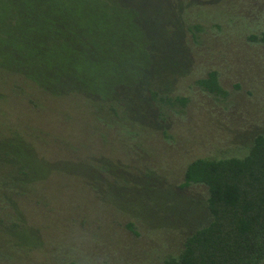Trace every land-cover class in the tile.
I'll use <instances>...</instances> for the list:
<instances>
[{
	"label": "rangeland",
	"instance_id": "obj_1",
	"mask_svg": "<svg viewBox=\"0 0 264 264\" xmlns=\"http://www.w3.org/2000/svg\"><path fill=\"white\" fill-rule=\"evenodd\" d=\"M129 1L31 2L33 19L23 24L54 27L56 20H69L80 11L82 31H72L76 24H60L68 42L76 39L79 46H63L67 52L59 68L67 77L53 73L52 81L58 82L38 85L22 71L0 68V139L12 138L7 149L17 147L22 158L29 156L31 173L38 175L19 197V209L12 211L26 226L11 230L8 245L0 249V264H63L62 246L76 233L94 235L93 251L107 253L112 264H163L208 217L207 187L180 188L187 165L198 157L244 156L256 130L264 128H256L264 121V43L248 40L264 31V0H255L260 2L257 14L242 4L260 24H235L226 17L231 15L229 2L207 9L201 17L204 44L189 39L190 71H184L188 63L182 60L185 65L179 67L157 63L137 77L129 75L126 64L114 68L112 61L134 57L137 49L128 40L120 49L97 46L114 31L125 39L122 24H135L130 20L133 13L145 26L154 18H169L175 1L134 0L135 5H127ZM63 4L79 9L60 8ZM220 11L222 16L216 17ZM167 25L175 28L176 36L166 45V60L180 55L175 40L184 31V24ZM84 34L87 40L81 38ZM87 59L102 62L109 71L97 83L90 82L91 90L78 83V75H69L72 63ZM212 69L219 70L228 97L213 96L195 84ZM144 77L154 78L162 90L180 79L171 93L187 96L188 105L165 107L167 116L153 112L148 89L139 83ZM109 105L119 107L127 118L105 117ZM1 157L8 158L7 153ZM11 166L0 168V177L16 176L21 165ZM113 173L121 176L116 179ZM23 185L17 187L22 190ZM3 240L0 236V244Z\"/></svg>",
	"mask_w": 264,
	"mask_h": 264
},
{
	"label": "trees",
	"instance_id": "obj_2",
	"mask_svg": "<svg viewBox=\"0 0 264 264\" xmlns=\"http://www.w3.org/2000/svg\"><path fill=\"white\" fill-rule=\"evenodd\" d=\"M174 1V12L169 18H154L152 25L145 26L133 13L130 20L135 24H122L121 34H126L125 39L120 37V31H114L108 38L102 34L106 39L101 44L92 43L98 45L97 48L114 46L120 49L128 40L127 42L137 49L134 57L121 63L118 62L121 58L117 57L112 61L114 68L126 64L124 69L131 70L129 75L137 77L139 72L149 71L157 63L179 67L184 64L182 60L187 61L189 66L184 64V71H190L192 50L189 39L198 44L203 41L204 44L202 35L205 32V23L201 17L205 18L204 12L211 7L220 9L222 4L224 7V3L229 2L231 8L228 11H231V15L226 17H232L235 24H241L240 20L260 24L257 16L255 18L242 9L244 4L250 7L249 12L257 14L259 11L254 10L260 6V2L255 0ZM31 2L32 0H0V68H6L14 73L22 71L25 79H32L38 85L58 82L52 81L53 73H57L62 79L67 77L59 68L60 64L64 65L63 54L67 52L62 49L63 46H79L76 39L68 42V34L60 24H76L72 31L75 32L76 29L82 31L81 12L76 11V14L73 12L69 20L62 21H57V15H54L53 21L56 20L54 27H44L37 23L23 24L22 21L33 19ZM130 4L135 5L134 0L127 3ZM71 7L72 10L79 9L77 4L75 7L73 4L69 7L64 4L60 6L70 10ZM212 12L217 13L216 10ZM218 13L220 15L216 17L222 16L221 11ZM179 23L184 24L181 37L175 40L180 55L166 60V45L176 36L175 28L167 24ZM81 38L87 40L89 36L84 34ZM81 38L79 41L85 44ZM248 40L264 43V31L249 35ZM136 54L142 57H137ZM72 64L70 68L67 67L69 75H78V83L88 84V90H91V81L97 83L100 77L109 74L108 70L102 68L100 61L76 60V63ZM31 71H37V74L28 73ZM219 75V70H209L205 77L196 79L195 84L213 96L226 98L229 91L221 84ZM143 81L139 83L148 89L147 94L153 104V112L159 111L160 116L169 115L165 107L185 108L190 101L187 96L171 93L180 79L167 90L157 88L154 85V78L144 77ZM15 84L19 89L20 83ZM24 92L27 93L25 90ZM117 99L120 100L119 97ZM122 109L126 111V105ZM105 112V117L109 119L127 118L121 116V109L115 105H109ZM148 117L153 120V113L148 114ZM261 123L256 128H262L264 121ZM252 140V143H249L251 145L249 152L244 156L198 157L187 165L180 188L194 184L207 187L208 196L205 204L208 217L197 228L191 229L179 252L169 255L163 264H264V128L256 130ZM11 141L12 138L0 139V164L5 165L0 168L10 169L11 165L21 167L17 170L16 176L8 178L6 174L0 177V236L4 239L0 249L8 245L11 230L18 231L26 226L23 217L20 214H13L12 211L19 209V197L27 194L28 189L33 187L34 181L37 180L35 177L38 178V175L33 176L31 173L32 164L29 162V156L22 158L15 151L17 147L7 149L8 142ZM3 153H7L8 158H2ZM113 175L118 179L121 173ZM20 182L24 184L22 190L17 187ZM0 254L3 253L0 251Z\"/></svg>",
	"mask_w": 264,
	"mask_h": 264
},
{
	"label": "clouds",
	"instance_id": "obj_3",
	"mask_svg": "<svg viewBox=\"0 0 264 264\" xmlns=\"http://www.w3.org/2000/svg\"><path fill=\"white\" fill-rule=\"evenodd\" d=\"M96 237L89 233H76L70 236L61 252L65 264H112L111 257L104 252L93 251Z\"/></svg>",
	"mask_w": 264,
	"mask_h": 264
}]
</instances>
